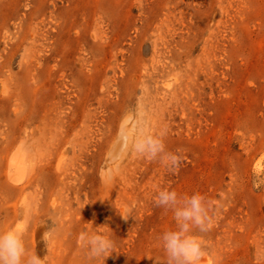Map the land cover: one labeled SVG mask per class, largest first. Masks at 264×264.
<instances>
[{
    "label": "rangeland",
    "instance_id": "374dc122",
    "mask_svg": "<svg viewBox=\"0 0 264 264\" xmlns=\"http://www.w3.org/2000/svg\"><path fill=\"white\" fill-rule=\"evenodd\" d=\"M136 109L178 171L106 165ZM17 148L34 170L14 186ZM164 188L213 204L199 264H264V0H0V229L43 258L56 224L49 264H88L85 232L115 240L105 264H163Z\"/></svg>",
    "mask_w": 264,
    "mask_h": 264
},
{
    "label": "clouds",
    "instance_id": "9594fccd",
    "mask_svg": "<svg viewBox=\"0 0 264 264\" xmlns=\"http://www.w3.org/2000/svg\"><path fill=\"white\" fill-rule=\"evenodd\" d=\"M134 115L135 129L131 124L117 127L106 153V165L118 167L128 155L134 154L149 162L159 161L170 172L178 171L182 163V150H169L166 130H152L138 109L134 110ZM154 203L166 213L171 212L174 221L173 227L165 229L158 236L165 255L163 264H199L206 254L202 234L212 226V202L200 192L188 194L164 188L157 192ZM121 215L124 219L129 217ZM21 219L31 223L32 206L29 202L21 205ZM55 228L56 224L43 234L42 239L48 249L43 258L29 248L20 229H0V264H49L50 233ZM81 239L88 264H100L101 261L105 264L106 259L116 251L115 240L106 232H85Z\"/></svg>",
    "mask_w": 264,
    "mask_h": 264
},
{
    "label": "bare ground",
    "instance_id": "6f19581e",
    "mask_svg": "<svg viewBox=\"0 0 264 264\" xmlns=\"http://www.w3.org/2000/svg\"><path fill=\"white\" fill-rule=\"evenodd\" d=\"M24 151L21 148H17L9 159L8 181L14 186L25 183L29 174L34 170L32 161L29 160L28 154Z\"/></svg>",
    "mask_w": 264,
    "mask_h": 264
}]
</instances>
